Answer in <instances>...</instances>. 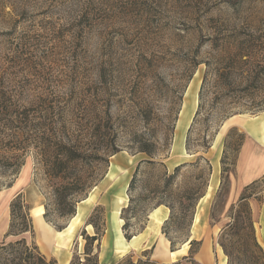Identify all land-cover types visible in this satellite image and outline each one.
Here are the masks:
<instances>
[{
    "label": "rangeland",
    "instance_id": "rangeland-1",
    "mask_svg": "<svg viewBox=\"0 0 264 264\" xmlns=\"http://www.w3.org/2000/svg\"><path fill=\"white\" fill-rule=\"evenodd\" d=\"M0 102L10 111L16 108L19 116L18 123L6 126L0 118V211L3 207L7 211L5 234L9 205L18 194L29 207L33 231L18 237L4 234L0 242L24 238L47 259L61 250L71 256L68 264H84L83 233L103 232L99 251L105 246L111 250L120 235L125 240L120 213L131 196L144 200L124 214L129 220L127 234L142 233L149 212L159 202L169 204L174 221L163 223L160 233L169 250L170 241L174 250L187 243V255L176 261L199 264L201 242L190 248L189 239L196 216L203 213L217 262L216 252H222L219 234L231 222L230 207L242 193L250 195L253 221L250 204L259 199L253 195L264 190L263 177L252 190L229 195L230 175L244 137L242 123L235 120L264 118V0H0ZM230 118L234 122L226 127ZM6 145L20 149L12 151ZM142 148L152 156L140 152ZM68 149L77 150L80 157L70 163L67 175L97 181L80 202L101 182H108L104 191L114 207L125 187L126 203L117 216L120 235L111 233V213L102 203L106 196L102 191V199L70 237L44 240L34 226L30 213L37 205L43 214L47 206L49 221L43 220L55 232H63L72 221L73 217L57 218L54 213L52 184L61 181L49 171ZM205 160L211 166L207 186L203 196L194 195V206L183 219L179 202L189 189L198 193L203 188V180L196 177L206 174ZM140 162L144 166L130 192ZM110 168L118 173V189L105 179ZM213 170H218L215 184L210 182ZM167 184L166 195L162 189ZM153 189L160 194H149ZM96 207L102 209L97 231L86 225ZM240 216L247 225L246 214ZM158 251L154 244L129 251L117 263L149 258L156 264H172L168 253Z\"/></svg>",
    "mask_w": 264,
    "mask_h": 264
},
{
    "label": "trees",
    "instance_id": "trees-1",
    "mask_svg": "<svg viewBox=\"0 0 264 264\" xmlns=\"http://www.w3.org/2000/svg\"><path fill=\"white\" fill-rule=\"evenodd\" d=\"M4 103H7V101L4 100ZM10 110L11 108H8V106L0 102V118L2 119V121H4L3 125L5 126L8 123H18L16 120L19 117L18 114L16 113L17 109L13 108L12 111ZM12 113H14L13 119H12ZM243 140L244 137L241 136V142L238 145L237 152ZM6 146H8V148H11L9 145ZM11 149L12 151H18L20 147L15 146L12 147ZM139 151L142 153H146L149 156H152L150 150H147L146 148H142ZM61 157L62 158L54 160L49 166V171L52 178L53 179L56 178L61 181L58 183L54 182L52 184V188H53L52 205H53L54 213L57 218H72L76 212V206H77L76 204L80 202L81 197L85 196L89 192V190L96 184L95 182L97 181L95 182L90 180L87 181L84 179L82 174H76L72 176L67 175V171L72 168L70 163H73V161L78 162L80 156L79 154H77V150L68 149L66 154ZM75 157H77V159ZM145 164L152 165V162L145 161ZM224 164L225 162L223 156V158L221 159L223 173L227 171L223 168ZM5 165H9V164H5ZM143 166H144L143 162L137 164L134 175L131 178L128 187L130 192L133 190L136 176ZM205 166H206V174L204 175V177L202 175H201L202 178L199 175L196 177L198 179L203 180V188H200L198 193H195V190L194 192H191L193 188L189 189L184 197V200H181L179 202L180 213L182 218L188 216L186 212L190 208L192 209V207L194 206L192 202L197 198L203 196L204 188H206L207 186L208 177L211 173V166L207 160H205ZM180 168L181 165L175 167L174 173L171 176H169L168 179L172 180L174 177H176V174L177 172H179ZM257 183L258 181L251 183L250 185L244 187L243 191L252 190V188L255 187ZM169 184L165 185L164 189H162L165 194L167 188L169 187ZM149 194H152L153 196H157V194L159 195L160 193L153 189V191H150ZM161 195H163V193ZM194 195H196V199ZM249 197L250 195L245 196L242 193L240 198L238 199L237 204L232 205L230 207L229 217L231 222H229L221 230L219 234L218 244L224 255L227 257L226 264H264V252L256 241L253 221L251 219V214L247 203V199ZM141 200L144 199L136 198L134 200V198L130 196L128 201V206L121 210L120 218L124 220V224L122 225V230L124 233V238L127 241H129L134 235L127 234L125 232V229L129 225V220L127 217H124V214L126 212H129L130 210L132 211L136 209L135 208V206H137L136 203L140 202ZM161 205L167 207L170 211L169 218L164 222L165 225H168L169 222L174 221L173 209L169 204L167 205L163 202H159L156 205V207ZM46 207L47 206L45 205L44 206L45 213L43 214V218L45 219L46 222H48L49 220L47 219V215H46V209H47ZM237 208L239 209L238 213H236ZM101 210H102L101 208L96 207L93 210L92 214L89 216L88 221L86 223V225L92 226L96 231L98 230L96 219L97 216H99V214L102 212ZM240 214H246L245 219L247 225H245L243 221L240 222V217H241ZM9 216H10V223H9L8 231L5 234V238L9 236L18 237L26 233L29 234L33 233L31 218L29 216V207L24 203V200L20 194L16 195L14 199L11 201L9 205ZM57 229L62 230V228H57ZM163 234L167 236V233L164 231ZM82 236L85 241L84 250H83L84 264H99L98 262L99 244H100V238L103 236V232L101 233L96 232L94 236H87L86 234L83 233ZM228 239H232V241L228 243L227 241ZM95 242H97L96 243L97 245L95 248L96 251L94 252L93 244ZM198 244L199 242L195 240L189 241L190 248ZM170 250L174 251V246L172 241H170ZM234 254H236L237 256H234ZM0 264H57V262L53 258L47 259L42 253H40L38 247L34 242L27 243L24 238H19L13 241L0 242ZM70 264H74V263L71 261ZM117 264H156V263L150 261L149 258H147L145 261L139 259L136 263H133L130 258H126L125 260Z\"/></svg>",
    "mask_w": 264,
    "mask_h": 264
},
{
    "label": "crops",
    "instance_id": "crops-1",
    "mask_svg": "<svg viewBox=\"0 0 264 264\" xmlns=\"http://www.w3.org/2000/svg\"><path fill=\"white\" fill-rule=\"evenodd\" d=\"M226 122L225 125L227 127L234 122V119L230 118ZM235 122L242 123L241 126L244 133V140L238 152L234 174L230 175V184L232 188L231 193L229 194L230 196H238L239 192L243 191L244 187L253 182H259L264 177V118L257 117L252 120L244 121L240 118L237 119V121L235 120ZM113 165L116 166L115 164ZM217 171L218 170H213L211 174L210 182H212V184H215L212 180L217 177ZM125 172H127V169ZM117 176L118 173L115 172V169L112 170V168H110L105 178L111 181L113 187L116 189L119 188V185L117 184ZM216 182H218L217 179ZM101 183L99 189L98 186H96L93 192L89 194L85 200H82L77 204L75 215L63 232H55L52 227L43 220V208L41 205L32 208L33 211L32 209V212L30 211L32 221L34 226L41 231L42 239L50 241L52 237H70L74 230L85 221L94 203L98 202L99 199H102L100 191H102V194L106 193V196L102 199V203L104 202V204L109 207L111 213V215H109L111 233L115 232L116 235L119 234L121 220L118 219L117 216L121 207L126 203V196L124 194L125 187L120 190L119 197L115 198V206L112 207L114 200L108 204L109 196L111 195L109 194V196H107V191H104V189H108V182ZM253 196L259 197L258 200L255 199L257 201L253 200L250 204L253 215L254 234L258 245L264 252V190ZM169 212V209L163 205L155 207L149 212L147 225L142 233L134 236L129 241H125L119 234L120 236L117 237L112 246V251L108 250L106 246L100 249L98 253L99 264H116L121 255H124L129 251L141 250L153 244L158 246V252L160 254L163 253V256H165L168 253L170 255L169 257L173 258L170 260L172 264H182V261H176V258L181 257L182 260L185 258L188 249L187 243L184 244L181 249L170 251L168 249V241L160 233V226L168 219ZM202 218L203 213L196 216L189 240H198V242H201V247L197 256L199 259L198 261L202 262L198 263L213 264L215 261L210 245V238H208L209 234H207V223L206 220L202 221ZM87 228L90 229L89 226ZM6 230L7 211L5 207H3V210L0 211V237L5 234ZM59 251L60 252L57 253V255L52 254V257L56 260L57 264H68L71 258L69 253H63L61 250ZM109 253L110 256H108ZM216 253V259H218V261L215 262V264H225V257L220 249H218ZM193 259H195L194 256Z\"/></svg>",
    "mask_w": 264,
    "mask_h": 264
}]
</instances>
